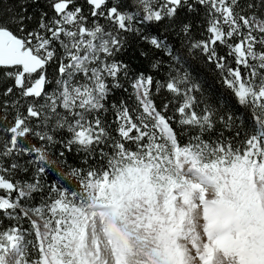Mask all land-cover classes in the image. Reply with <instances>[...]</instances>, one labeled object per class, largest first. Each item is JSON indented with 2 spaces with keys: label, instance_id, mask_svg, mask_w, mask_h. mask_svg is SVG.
<instances>
[{
  "label": "snow or ice",
  "instance_id": "snow-or-ice-1",
  "mask_svg": "<svg viewBox=\"0 0 264 264\" xmlns=\"http://www.w3.org/2000/svg\"><path fill=\"white\" fill-rule=\"evenodd\" d=\"M9 2L0 264H264V0Z\"/></svg>",
  "mask_w": 264,
  "mask_h": 264
},
{
  "label": "trees",
  "instance_id": "trees-1",
  "mask_svg": "<svg viewBox=\"0 0 264 264\" xmlns=\"http://www.w3.org/2000/svg\"><path fill=\"white\" fill-rule=\"evenodd\" d=\"M4 3L8 7H11L12 6V4L9 2V0H4ZM137 63H138V61H137ZM204 71L207 73V78H208V81H209V85H210L211 90L216 91L219 94H222L223 93V89L221 88V85L218 82V80H216L214 78V76H213L212 73L207 72V69H205ZM201 78L203 79V76Z\"/></svg>",
  "mask_w": 264,
  "mask_h": 264
}]
</instances>
